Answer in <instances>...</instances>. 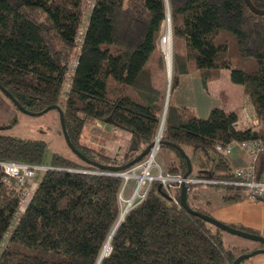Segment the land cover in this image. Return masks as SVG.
Listing matches in <instances>:
<instances>
[{"label": "trees", "instance_id": "trees-1", "mask_svg": "<svg viewBox=\"0 0 264 264\" xmlns=\"http://www.w3.org/2000/svg\"><path fill=\"white\" fill-rule=\"evenodd\" d=\"M251 1L264 9V0ZM84 5L85 0H0V85L30 112L60 106L68 135L82 154L99 165L122 166L156 139L171 65L172 89L183 76L197 73L208 90L227 69L231 81L242 85L257 123L240 128L236 110L214 107L202 118L169 100L158 155L167 149L174 158L159 163L171 174L187 172L176 145L190 157L192 173L197 168L190 177L217 181L188 186L186 201L194 210L207 214L191 203L199 198L195 186L222 189L223 204L245 198L243 188L224 183L235 175L229 156L217 146L264 142V15L254 13L246 0H98L78 49ZM168 16L172 55L165 56L161 40ZM98 122L128 137L122 153L113 156L87 141L86 130ZM6 128H0V162L47 166L44 140ZM74 155H52L21 212L20 192L14 180L3 181L0 166V264H234L239 255L257 249L244 245L238 254L228 248L223 229L182 206L181 188L169 192L159 181L119 222L125 179ZM254 164L262 174L264 154ZM108 242L111 250L101 257ZM240 264H252L251 258Z\"/></svg>", "mask_w": 264, "mask_h": 264}, {"label": "rangeland", "instance_id": "rangeland-1", "mask_svg": "<svg viewBox=\"0 0 264 264\" xmlns=\"http://www.w3.org/2000/svg\"><path fill=\"white\" fill-rule=\"evenodd\" d=\"M85 10L86 6L84 5L83 11ZM81 27H85L84 22ZM164 37L165 41L163 42L161 40V47L163 46V52L166 56L171 54L172 48L171 30L169 26H167V30L165 31L162 39H164ZM169 79H172V74L171 78H169L167 70L166 95L169 97V100H171L174 104L185 105L193 108L196 115L199 117H207L211 109L214 107H220L223 109H239L240 106L242 110L246 109L247 111L249 109L253 114V107L251 104L247 103L246 97L243 94L242 85L231 81L230 72L227 69L222 71L220 79L212 83L208 90L203 87L202 81L197 73L183 76L179 86L173 89L171 88V81ZM69 88L70 79L68 76L62 91V104L64 103V98ZM238 111L240 115L241 109ZM243 113L245 114V111H243ZM254 116L252 115L250 120L244 119L240 128H247L251 124H256L257 120H255ZM3 124L8 126V129H5L7 133L23 138H37L44 140L46 142L44 162L47 166L51 163V157L56 152L68 157L76 158L69 145L64 140L65 138L62 131L59 112L56 109H51L46 113L35 115L24 113L20 111L0 90V128H3ZM98 124L99 126L93 124V126H90V128L86 130L85 134L88 137L87 141L92 143V145L97 148H105L104 150H107L109 154L113 156L116 153H122L125 145L127 144L128 137L119 130L105 127V124L100 122H98ZM237 153H241V155L245 157V160L249 158L248 153L244 152L238 145H235L233 152L229 155L232 166L236 164L234 163L233 156ZM161 156V158H163L166 162H169L172 158H174L173 153L167 149L163 151ZM161 158L160 155H158L157 160L163 164ZM196 169L197 168L195 167L194 172L191 174L192 177L195 176ZM43 174L44 172L40 171L38 176L32 179L30 184H28V197L25 202L21 203L20 212L26 208L37 187V184L43 177ZM134 189H136V183L134 185V180L128 181L124 195L121 198L123 212L125 211V208L128 205L130 206L132 203L131 202L129 204L130 199H133V203L130 207L128 206L129 209L139 200L138 196L135 197L133 194ZM195 190L198 191L199 198L191 200V203H193L194 206L204 207L207 214L215 218L216 202L219 200V194H221L223 190H209L208 188H206V190H202L198 189L197 186L194 187V191ZM176 193H178V191H176ZM207 199L211 200L213 203L208 204ZM224 236L226 246L235 250L238 254H241L244 245H249L252 248L256 245L260 246V242L227 231H225ZM109 250L110 243L108 242L103 253L107 254Z\"/></svg>", "mask_w": 264, "mask_h": 264}, {"label": "built area", "instance_id": "built-area-1", "mask_svg": "<svg viewBox=\"0 0 264 264\" xmlns=\"http://www.w3.org/2000/svg\"><path fill=\"white\" fill-rule=\"evenodd\" d=\"M98 0H86L85 6L86 10L83 12V22L85 23V27H81L78 37L76 39V43L78 45V49L81 47L82 40L84 38V34L86 32L88 26V20L91 11L95 7ZM82 26V25H81ZM78 61L77 59L71 63L68 69V75L74 71ZM245 110L246 119L250 120L252 118L251 114ZM238 145L244 152L248 153L250 156L251 162L245 166H237L233 168V174L235 175V179L232 181H224L225 184L234 185L237 187H241L246 192V198L254 202H264V172L260 174L257 170V167L254 163L258 160L261 154H264V142L261 140H253L246 141L242 143H232L228 146L218 145L217 151L229 156L233 150L234 146ZM160 151V145L157 146L148 156L147 158L136 164L130 170L121 172V173H113L115 175L121 176L125 179V183L123 186V190L120 194V200L124 195L126 185L129 180H134L136 183V189H134L133 194L138 196L139 200L142 201L148 192V189L153 181H159L168 188L169 192L172 190H176L181 188L182 184H186L187 191H190L189 185L193 183H202V184H215L216 180L211 179H198L192 177H185L183 174H171L167 172L163 166L157 160L158 153ZM0 166L4 171L3 181L8 182L9 180H14L16 188L20 192V203H23L27 199V191H28V183L31 181L39 171L46 170L50 168L49 166L37 165V164H28L21 163L16 161H2L0 162ZM86 173H94L100 174L103 172L99 171H82ZM175 202H178L175 196H173ZM137 201V202H138ZM133 203V199L129 200V204ZM130 204V206L132 205ZM129 206V205H128ZM125 208L124 213L128 212L129 207ZM133 207V206H132ZM121 211V216L124 217V213ZM1 252V247H0Z\"/></svg>", "mask_w": 264, "mask_h": 264}, {"label": "water", "instance_id": "water-1", "mask_svg": "<svg viewBox=\"0 0 264 264\" xmlns=\"http://www.w3.org/2000/svg\"><path fill=\"white\" fill-rule=\"evenodd\" d=\"M246 3L248 4V6L250 7V9L258 14V15H264V9H260L257 8L251 0H246ZM167 26L170 27L171 30V20H170V16H168V21H167ZM167 26H166V30H167ZM171 43H172V31H171ZM162 50H163V46H162ZM171 55H172V48H171ZM168 74H169V78H171V74H172V65L171 68H168ZM171 81V79H169ZM169 81V82H170ZM0 90L11 100L13 101V103H15V105L20 109V111L24 112V113H28L31 115H35V114H42L43 112H48L51 109H56L58 110L59 114H60V121H61V126H62V131L64 133V137L65 140L67 142V144L69 145L70 149L77 154L79 157H81L84 161L92 163L94 165H96L97 167L104 169V170H108L110 172H114V173H121L122 171L125 172V170H127L128 168L136 165L137 163H139L145 156H148L157 146H159L162 141H161V137H162V131H163V127H164V121H165V116L167 113V109H168V105H169V97L167 96L166 99V106H165V111H164V115H163V121L161 124V127L159 129V132L156 136V139L141 153L139 154L137 157H135L133 160H131L130 162L126 163L125 165L122 166H104V165H99L94 161L89 160L84 154H82L72 143L67 129H66V124H65V118H64V111L62 110V108L58 105H53V106H49L47 107L43 112L40 113H35V112H30L27 109H25L15 98L14 96L7 91L4 87H2L0 85ZM173 147H175L176 149H178L186 158L187 163H188V170L187 172L184 174V176L187 178L190 176V174L192 173V161L190 159V157L178 146L173 145ZM121 171V172H120ZM161 188V187H160ZM186 194H187V186L186 184H182L181 186V196H180V201L183 207H185L187 210H189L191 213H194L196 215H198L199 217H201L202 219H204L205 221H208L209 223L223 229L224 231L236 234V235H240V236H244V237H248L254 241L257 242H261L264 245V237L261 235H258L256 233H252V232H248L236 227H233L227 223H224L222 221H219L218 219L213 218L212 216L208 215V214H204L200 211L194 210L192 209L187 201H186ZM124 217L121 216L119 219V222L123 219ZM118 222V224H119ZM106 247V246H105ZM105 249V248H104ZM110 250H111V246H110ZM109 250V252H110ZM104 251V250H103ZM108 252V253H109ZM107 253V254H108ZM264 253V247L263 248H259V249H255L250 253H244L240 256H238V258L235 260L234 264H240L243 260L252 258L257 256L258 254ZM105 253L102 252L101 257L107 255Z\"/></svg>", "mask_w": 264, "mask_h": 264}, {"label": "crops", "instance_id": "crops-1", "mask_svg": "<svg viewBox=\"0 0 264 264\" xmlns=\"http://www.w3.org/2000/svg\"><path fill=\"white\" fill-rule=\"evenodd\" d=\"M246 100H247V97H246ZM247 103H249L248 100H247ZM239 109H241V111H240L241 114L239 115L240 119L238 122V125L240 127L241 123L244 121V119H246V116L243 113V111H245V110H242V108L240 106H239ZM239 109H237V108L232 109L231 108V109H225V110H227V111H234V110L238 111ZM252 110H253V114L250 112L249 109L247 111L249 114H251V116L252 115L254 116L255 115L254 109H252ZM254 118H255V116H254ZM255 120H256V118H255ZM260 127H261V125L257 124V128H260ZM244 158L245 157H243L241 155V153H237L235 156H233L234 163H236V164L232 167L234 168L237 166L248 165L250 163V157L247 160H245ZM215 208H216L215 209V218L218 219L219 221H222V222L227 223V224L232 225V226L240 227L244 230L245 229L248 231L250 230V231L264 237V202H254V201L249 200L246 197L243 198L242 200L237 201V202L227 203V204H223L222 200H218L216 202ZM249 247H251V246H249ZM253 248L259 249L260 246L256 245ZM251 263L252 264H264V253H261L255 257H252Z\"/></svg>", "mask_w": 264, "mask_h": 264}, {"label": "bare ground", "instance_id": "bare-ground-1", "mask_svg": "<svg viewBox=\"0 0 264 264\" xmlns=\"http://www.w3.org/2000/svg\"><path fill=\"white\" fill-rule=\"evenodd\" d=\"M162 41L164 42L165 41V37H164V39H162ZM166 59H167V57H166ZM250 157V156H249ZM250 162H251V159H250ZM250 164V163H249ZM124 213V212H123ZM124 216H125V213L123 214ZM101 259V258H100Z\"/></svg>", "mask_w": 264, "mask_h": 264}]
</instances>
